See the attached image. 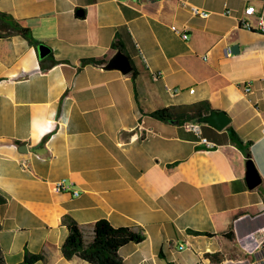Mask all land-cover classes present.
I'll use <instances>...</instances> for the list:
<instances>
[{
    "label": "crops",
    "instance_id": "0c3cea01",
    "mask_svg": "<svg viewBox=\"0 0 264 264\" xmlns=\"http://www.w3.org/2000/svg\"><path fill=\"white\" fill-rule=\"evenodd\" d=\"M0 11L53 55L42 62L22 36L0 37L4 264H19L27 249L43 255L35 264H91L63 255L66 215L87 240L103 218L142 229L144 241L119 251L126 264H264V0H0ZM116 40L135 78L106 67ZM201 101L232 118L230 130L203 125L211 148L150 115ZM239 143L262 176L255 188ZM63 178L79 195L53 190Z\"/></svg>",
    "mask_w": 264,
    "mask_h": 264
},
{
    "label": "trees",
    "instance_id": "16d2710c",
    "mask_svg": "<svg viewBox=\"0 0 264 264\" xmlns=\"http://www.w3.org/2000/svg\"><path fill=\"white\" fill-rule=\"evenodd\" d=\"M15 35L22 36L38 49L40 43L35 39L30 29L23 26L13 15L0 11V37H11ZM112 48L121 49L125 52L124 44L118 40L113 42ZM51 56L53 55L49 54L41 58V61L43 62L44 59ZM57 62L58 61L55 59L52 60V64ZM82 63L105 64L106 61L100 58H84L82 59ZM136 76L137 72L133 65V78ZM1 79L2 78H0V80ZM210 110L212 109L209 103L207 101H201L193 105L185 106L181 113L175 115L171 113V108L169 107L151 112L150 115L167 122L178 120L179 124L183 125L185 122L195 120L201 115L208 113ZM227 129L230 130L231 126H228ZM239 145L243 148L247 157L251 159L249 148L242 143H239ZM4 201L5 199L0 197V204ZM63 222L67 225L69 230L61 247L63 255L67 259L79 257L91 264H126L119 253L120 249L132 242L140 243L146 238V234L142 229L131 226L115 227L108 219L103 218L93 225L92 238L91 240H87L82 228L73 218L66 215L63 218ZM193 232L196 234H209L208 232L202 231L193 230ZM211 256L217 260L215 255L211 254ZM41 259H43L42 254L33 253L27 249L23 260L19 264H35ZM0 264H4L1 248Z\"/></svg>",
    "mask_w": 264,
    "mask_h": 264
},
{
    "label": "water",
    "instance_id": "95a60500",
    "mask_svg": "<svg viewBox=\"0 0 264 264\" xmlns=\"http://www.w3.org/2000/svg\"><path fill=\"white\" fill-rule=\"evenodd\" d=\"M77 14L79 16L84 15V10L79 9ZM232 48L233 50H235V48H238V45H233ZM38 52L40 58H44L50 54L51 48L46 44H39ZM106 67L109 69L116 68L122 71L123 73H127L133 69V64L130 56L123 52L121 49H119V51L113 56L109 63H107ZM195 121L211 126L218 131H222L230 125L232 118L224 110L212 109L208 113L196 118ZM175 123L178 124L179 121L176 120ZM19 149H25V145H22ZM246 179L250 188H255L262 182V176L255 162L252 159H248L247 161Z\"/></svg>",
    "mask_w": 264,
    "mask_h": 264
},
{
    "label": "built area",
    "instance_id": "2783aa9c",
    "mask_svg": "<svg viewBox=\"0 0 264 264\" xmlns=\"http://www.w3.org/2000/svg\"><path fill=\"white\" fill-rule=\"evenodd\" d=\"M193 13L195 14H199L202 17H208L210 15L209 12L207 11H203L200 10L197 7H194L192 9ZM247 15H253L256 13V7L255 6H249L246 8L245 10ZM226 14L230 13V10L226 9L225 11ZM241 25L251 29V25L250 23L244 19L241 22ZM172 29L179 33L184 39L188 38V34L185 31H182L181 29H178L176 26H173ZM258 30L260 32H264V17L260 16L259 17V23H258ZM226 55L230 56L231 55V49L227 48L226 49ZM161 76V72H157L154 74V78L158 79ZM243 89L245 92L249 93L252 89V82L251 81H245L243 83H241ZM167 89L170 90L171 92L176 93L178 91V88H172L167 86ZM191 91H194L193 89H191ZM184 128L186 130H188L189 132H192L196 135L197 137V142L201 145H206L207 147H214L215 143L210 141L205 135H204V130H203V124L202 123H198L195 120L192 121H187L183 124ZM53 190H55L56 192H72L74 195H79V191L75 190L72 188V183L69 182L67 179L63 178L60 179L58 181H55L52 185ZM181 248H183V246H181Z\"/></svg>",
    "mask_w": 264,
    "mask_h": 264
},
{
    "label": "rangeland",
    "instance_id": "374dc122",
    "mask_svg": "<svg viewBox=\"0 0 264 264\" xmlns=\"http://www.w3.org/2000/svg\"><path fill=\"white\" fill-rule=\"evenodd\" d=\"M204 125V124H203Z\"/></svg>",
    "mask_w": 264,
    "mask_h": 264
}]
</instances>
